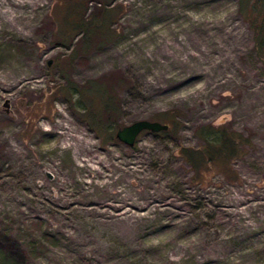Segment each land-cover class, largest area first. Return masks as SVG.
I'll return each mask as SVG.
<instances>
[{
  "label": "rangeland",
  "instance_id": "374dc122",
  "mask_svg": "<svg viewBox=\"0 0 264 264\" xmlns=\"http://www.w3.org/2000/svg\"><path fill=\"white\" fill-rule=\"evenodd\" d=\"M13 1L0 8V264H264V42L240 0ZM94 81L117 106L105 125L100 98L66 85ZM141 120L167 129L115 139ZM58 125L87 141L92 171L61 151ZM219 135L230 148L202 153Z\"/></svg>",
  "mask_w": 264,
  "mask_h": 264
},
{
  "label": "trees",
  "instance_id": "16d2710c",
  "mask_svg": "<svg viewBox=\"0 0 264 264\" xmlns=\"http://www.w3.org/2000/svg\"><path fill=\"white\" fill-rule=\"evenodd\" d=\"M106 1V0H105ZM101 0H98L97 3H100ZM107 5V3H106ZM117 11L116 8H111V10H103L101 18L98 20V22L93 23V26H96V30L100 25V22H102L104 19H107L110 21V17L114 15V13ZM238 11L240 12L241 16L245 18L249 24V26L254 31V38L256 41H258V45H261L262 42H264V0H240V4L238 5ZM99 24V25H98ZM88 25L79 23V28H82L83 32L87 33L91 29L87 28ZM98 26V27H97ZM108 30V29H107ZM108 32H111L108 30ZM110 34V33H109ZM69 85L68 89L74 91L79 96L85 95V94H91L94 96H97L101 100V117H98V121L102 122L101 125H105L112 122V116L115 115L117 111V106L114 101V97L112 95V89L109 85L104 84L100 81H94L89 82L86 86V88H83V86H71L68 82H66V85ZM83 108L86 110V119H90V116L96 117L95 114L92 112V114H87L86 105H83ZM100 124V123H99ZM166 126V125H165ZM167 127V126H166ZM221 135L218 136V143L211 145L208 143H205V149L203 148V151H207V149H211L214 151L217 150L218 152H221L226 147L230 148L229 143L227 141L222 142ZM112 140L113 138H108ZM226 146V147H224ZM181 150V149H180ZM210 154V151L208 152ZM191 152H185L181 154L182 159L185 161V163L191 168ZM22 253V252H21ZM1 256V260H5L3 255Z\"/></svg>",
  "mask_w": 264,
  "mask_h": 264
},
{
  "label": "bare ground",
  "instance_id": "6f19581e",
  "mask_svg": "<svg viewBox=\"0 0 264 264\" xmlns=\"http://www.w3.org/2000/svg\"><path fill=\"white\" fill-rule=\"evenodd\" d=\"M35 1V0H34ZM4 3H6L7 5H9V7H12V6H17L18 7V5H21L18 1H13V0H0V8L3 6V4ZM24 3V2H23ZM36 4V3H35ZM23 5V4H22ZM28 5V4H27ZM27 7V6H26ZM14 11H16V10H14ZM13 11V12H14ZM2 13H3V16H9V20H11L12 19V14H11V12L9 11V10H7V9H4V10H2L1 11ZM18 12V11H17ZM21 13V12H20ZM15 15H16V13H14ZM15 15H13V17L15 16ZM1 16V15H0ZM18 16H19V14H18ZM17 17V16H16ZM25 17V16H24ZM23 17V18H24ZM216 18V17H215ZM197 20V19H196ZM204 20V19H203ZM200 21V20H199ZM212 21V20H211ZM194 23V22H193ZM199 23V22H198ZM210 23V22H209ZM197 24V23H196ZM1 26V25H0ZM12 26V25H11ZM180 41V40H179ZM189 41V40H188ZM183 42H184V40H183ZM192 43V42H191ZM191 43H189L190 45H191ZM184 44V43H183ZM188 44V43H187ZM184 46V45H183ZM192 46V45H191ZM190 46V47H191ZM194 46V45H193ZM198 46H201V44L200 45H198ZM189 49V48H188ZM191 49V48H190ZM194 49V48H193ZM196 50V49H195ZM192 52H194V51H192ZM202 53V52H201ZM200 53V54H201ZM190 54V53H189ZM202 56V55H201ZM201 56H199V57H201ZM58 127H59V129H61V138H62V140H61V143L59 144V147H60V149H61V151L62 152H64V151H66V150H69L70 148H73V147H76V149L75 150H73L72 151V157H73V159H74V161L75 162H77V164L81 167V168H85V169H88V170H91L92 171V167L89 165L90 163H91V158H89V157H87L89 154H90V150L89 149H87V145L85 144V142H87V141H85L84 142V140H83V138H75L73 135H72V133H73V131L70 129V127H68V126H64V125H58ZM81 136V135H80ZM79 136V137H80ZM82 137V136H81ZM73 141L74 143H75V146H72L71 144H70V142L69 141ZM89 151V152H88ZM78 152H79V154H78ZM66 153V152H65ZM68 153V152H67ZM83 154V157L84 158H81L80 157V154ZM65 156V155H64ZM93 161V160H92ZM94 162V161H93ZM77 165V166H78ZM96 168V167H95ZM96 170V169H95ZM97 171H99V170H97ZM94 172V171H93ZM95 173V172H94ZM96 175L98 174V173H95Z\"/></svg>",
  "mask_w": 264,
  "mask_h": 264
},
{
  "label": "water",
  "instance_id": "95a60500",
  "mask_svg": "<svg viewBox=\"0 0 264 264\" xmlns=\"http://www.w3.org/2000/svg\"><path fill=\"white\" fill-rule=\"evenodd\" d=\"M49 65V62L47 63ZM3 107H6V101L3 104ZM167 127L165 125H161L157 122H149L145 120L136 121L118 129L115 132V139L124 144L127 147H130L134 144L136 137L139 133L146 131L150 133H158L166 131Z\"/></svg>",
  "mask_w": 264,
  "mask_h": 264
}]
</instances>
